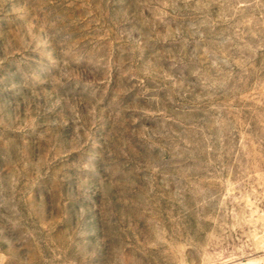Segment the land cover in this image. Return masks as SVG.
I'll use <instances>...</instances> for the list:
<instances>
[{
    "label": "rangeland",
    "instance_id": "obj_1",
    "mask_svg": "<svg viewBox=\"0 0 264 264\" xmlns=\"http://www.w3.org/2000/svg\"><path fill=\"white\" fill-rule=\"evenodd\" d=\"M0 264H264V0H0Z\"/></svg>",
    "mask_w": 264,
    "mask_h": 264
}]
</instances>
